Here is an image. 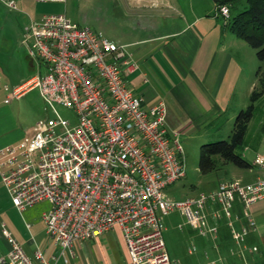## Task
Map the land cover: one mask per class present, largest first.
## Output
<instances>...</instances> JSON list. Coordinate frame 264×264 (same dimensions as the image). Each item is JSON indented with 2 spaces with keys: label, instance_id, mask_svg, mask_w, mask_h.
Masks as SVG:
<instances>
[{
  "label": "built area",
  "instance_id": "built-area-1",
  "mask_svg": "<svg viewBox=\"0 0 264 264\" xmlns=\"http://www.w3.org/2000/svg\"><path fill=\"white\" fill-rule=\"evenodd\" d=\"M2 1L15 9L13 0ZM216 13L226 24L229 6H217ZM21 43L38 71L12 90L0 76V95L5 93L3 102L10 103L38 88L51 116L37 121L18 143L0 149V180L19 212L49 205L41 221L65 261V252L77 242L117 229L128 264H180L170 260L162 238L163 219L175 212L184 220L180 229L189 226L217 253L223 226L236 253L257 252L246 240L255 230L251 207L264 199V155L253 159L258 175L252 181L228 180L209 193L172 198L166 189L185 176L183 149L167 130L166 103L146 104L133 91L128 76L137 64L127 46L64 14L30 22ZM5 234L10 251L1 263L53 264L40 249L28 257ZM196 250L192 242L188 251Z\"/></svg>",
  "mask_w": 264,
  "mask_h": 264
},
{
  "label": "crops",
  "instance_id": "crops-1",
  "mask_svg": "<svg viewBox=\"0 0 264 264\" xmlns=\"http://www.w3.org/2000/svg\"><path fill=\"white\" fill-rule=\"evenodd\" d=\"M13 1L15 9L9 8L0 0V44L10 45L12 42L21 44L20 47L27 54L21 43L24 28L45 14L67 16L73 0ZM148 2L146 8L150 15L141 21L137 28L142 31L164 28L161 20L166 18L168 19L166 28L170 30L130 43L134 48L127 51L137 64V68L128 76L133 91L142 96L146 104L158 99L166 103L167 130L171 135L177 136L179 141L189 139L198 132L220 129L226 125L232 129L235 117L239 111L247 107L251 94L258 87L255 73L259 61L255 51H251L243 40L224 26L212 0H148ZM168 3H171L170 6L175 13L169 11L165 5ZM31 63L32 66L36 64ZM18 83H14L16 85L14 88L23 84ZM8 89L12 90L9 86ZM4 95L5 93L0 95V103L1 100L3 103ZM261 98H264V94ZM9 113L10 105L1 104L0 149L18 143L33 128L32 126L21 130L7 127ZM254 148V157L264 155L261 153L264 151V131ZM245 149L250 150L249 147ZM257 175L258 169L252 166L246 170L239 169L233 177L249 182ZM37 206L39 205L19 212L12 205L0 180V259L6 258L10 251V241L5 234L9 233L21 244L28 257L33 258L34 250L40 249L44 257L53 264L61 262L68 264L69 259L75 257V252L83 254V245L88 246L92 242H97L101 248L102 242H107L110 246L111 258L105 255L103 249L101 251L103 264H128L125 245L117 229H111L91 240L77 242L67 252L66 261L57 253L59 249L57 246L53 252L44 250L45 248L42 250V237L47 236L41 221V215L45 210ZM236 210L240 212L238 206ZM251 212L255 230L247 237L246 244L256 246V253L247 250L241 254L236 253L228 228L222 231V227L220 228L219 253L212 250L210 244L197 237L191 229L190 232L193 233L189 232V238L196 243V252L191 254L187 250L184 255L172 261H178L180 264H204L220 256L221 260L217 264H264V199L253 204ZM110 232L114 239L109 235ZM114 242H117L118 246H115ZM49 246H53L51 241ZM93 264H97L96 260H93Z\"/></svg>",
  "mask_w": 264,
  "mask_h": 264
},
{
  "label": "rangeland",
  "instance_id": "rangeland-1",
  "mask_svg": "<svg viewBox=\"0 0 264 264\" xmlns=\"http://www.w3.org/2000/svg\"><path fill=\"white\" fill-rule=\"evenodd\" d=\"M146 4H149L148 0H73L70 3L67 16L78 26L90 27L107 41L127 46L126 49L131 51L134 48L130 45L131 42L141 38L158 36L170 30L166 28L168 26V19L166 18L161 20V23H164V28L152 31H142L137 28L142 23L141 21L150 15ZM165 5L171 13H175L170 6L171 3ZM245 7V0L235 3L230 9L229 19L244 10ZM221 21L223 20L221 19ZM18 45L14 42L10 45L0 44V76L10 89L16 86L14 85L15 82L23 83L37 73V65H30V62H35L27 56L25 50H22L21 44L19 47ZM18 49H21V51ZM251 51L254 50L252 49ZM3 103L1 100L0 105ZM4 105H10V119L6 124L11 129L26 130L34 126L37 121L51 116L50 111L45 110V104L40 97L38 88H33L17 99H13L11 104L4 103ZM256 105L259 112L255 113L245 136V144L250 150L244 148L241 152L243 158L251 166L254 159V146L258 143L264 128V98L259 99ZM57 111L64 118H68L70 115L61 108H58ZM231 130L226 125V127H221L220 129L214 128L201 131L189 139L180 140L183 149L185 176L166 189L170 197L183 199L193 197L199 193H209L214 191L221 182L234 180L233 175L239 172V169L230 164L219 165L214 171L205 175L198 170L200 147L212 142L226 140ZM261 153L264 154V151L262 150ZM38 205L37 207L43 210L48 209L49 206L46 202ZM183 222V218L176 212L169 214L163 219L162 238L171 261L184 255L189 245L192 242L195 243L189 238L191 230L189 226L183 225L181 229L178 227ZM109 235L113 239L115 238L111 232ZM41 242L42 250L45 248L44 250L47 249L49 252H53L55 250L54 247L56 248L54 245L52 247L49 246L50 240L48 236H43ZM114 245L118 246V243L114 242ZM101 246L102 248L97 242H92L88 246L86 244L83 245L84 253L74 251L76 255L74 258L69 259L68 264H93V260H96L97 264H103L102 249L103 252L105 251L106 256L109 255V258L112 257V251L107 242H102ZM67 252L65 253L68 256ZM57 253H60V249H57Z\"/></svg>",
  "mask_w": 264,
  "mask_h": 264
},
{
  "label": "trees",
  "instance_id": "trees-1",
  "mask_svg": "<svg viewBox=\"0 0 264 264\" xmlns=\"http://www.w3.org/2000/svg\"><path fill=\"white\" fill-rule=\"evenodd\" d=\"M212 1L216 7L228 5L231 9L240 0ZM245 3L244 10L230 18L224 26L255 51L259 61V67L255 73L258 87L251 94L247 107L239 111L235 117L228 138L200 147L198 170L203 175L214 171L217 166L225 164L245 170L252 167L243 158L241 152L248 147L245 144V136L255 113L259 112L256 102L264 94V0H245ZM224 228L226 227L223 226L221 231Z\"/></svg>",
  "mask_w": 264,
  "mask_h": 264
}]
</instances>
